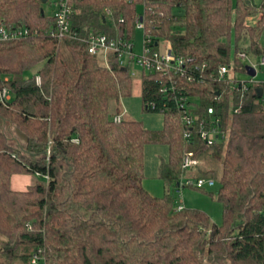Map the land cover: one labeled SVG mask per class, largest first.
I'll return each instance as SVG.
<instances>
[{
	"label": "trees",
	"instance_id": "trees-1",
	"mask_svg": "<svg viewBox=\"0 0 264 264\" xmlns=\"http://www.w3.org/2000/svg\"><path fill=\"white\" fill-rule=\"evenodd\" d=\"M48 2L0 0V23L42 28L38 36L0 42V86L12 94L0 102V264H31L38 249L46 264H264V104L251 87L242 111L230 112L231 87L217 79L237 51L264 55V2L73 0L79 35L62 40L45 32L54 24L53 15L41 16ZM257 13V26L247 24ZM137 15L144 33L192 58L196 79L179 82L196 116L215 107L224 138L212 145L200 139L156 73L142 72L141 93L147 110L164 113V127L115 119L133 91L131 68L116 54L107 66L84 39L90 32L134 39ZM235 63L244 70L245 63ZM147 144L169 147L159 167L164 196L143 184ZM185 155L199 164L183 170ZM25 174L44 181L13 188L12 176ZM184 174L219 183L222 224L177 209L170 190Z\"/></svg>",
	"mask_w": 264,
	"mask_h": 264
},
{
	"label": "built area",
	"instance_id": "built-area-1",
	"mask_svg": "<svg viewBox=\"0 0 264 264\" xmlns=\"http://www.w3.org/2000/svg\"><path fill=\"white\" fill-rule=\"evenodd\" d=\"M52 3L54 6V24L45 29V32L61 40L67 37L77 38L79 34L72 29V16L74 13L73 0H53ZM107 12L109 13V10ZM135 27L136 29L142 30L145 28L144 22L139 15H137L135 19ZM41 32L42 28L39 27H30L23 23L2 22L0 23V42L26 39L38 36ZM84 40L87 42L89 52L98 55L107 66H109L110 54H116L121 65L131 68L133 63H137L143 68V72L161 75L163 78L162 81H164L162 91H173V98H175L179 108L182 109L183 121L197 130L200 139L208 145H212L220 138H224V131L220 127L221 117L213 116V114H215L214 106H209L206 115L202 117L196 116L191 111L193 105L189 102L190 96L184 92L185 86H183L179 80L187 79L188 81H194L196 79L195 75L189 70L188 65V62L192 61V58L175 55L172 51V45L168 40L158 42L154 40L152 35L144 33L143 50L141 53L136 52L134 39L121 36H109L104 33L90 32ZM153 43H157L158 47H154ZM236 60L245 63L244 70L237 69ZM247 64L255 69L256 74L254 76L248 73L246 69ZM263 66L264 55L257 56L246 50L237 51L230 63L220 66L217 79L228 83L232 91L230 94V112L240 113L242 111L245 94L251 87L255 91L258 87H262L260 84L264 83V80L258 79L257 76ZM197 69L202 68L197 66ZM241 71L247 73L249 79H241L237 75V73ZM131 72L134 76L132 69ZM5 81H8L7 77ZM36 82L37 84H41L40 76L36 77ZM234 91H238L236 103H234V96L236 94ZM11 98L12 94L8 87L0 86V102L6 104ZM215 98L220 100L221 94L218 93ZM260 99H262L261 101L264 104V89ZM152 107L155 108L154 103H152ZM123 116L124 113H121L117 115L115 119L120 121ZM184 135L187 138L190 136V133L186 131ZM199 162V159L193 158L191 155H185L182 168L185 171H189L198 165ZM45 177L48 178L47 175ZM215 183V179L211 177L195 178L184 174L180 178L178 188L179 190L187 186L201 188L205 186H214ZM184 208V203L179 202L177 209L182 210ZM31 264H46L41 249L33 253Z\"/></svg>",
	"mask_w": 264,
	"mask_h": 264
},
{
	"label": "rangeland",
	"instance_id": "rangeland-1",
	"mask_svg": "<svg viewBox=\"0 0 264 264\" xmlns=\"http://www.w3.org/2000/svg\"><path fill=\"white\" fill-rule=\"evenodd\" d=\"M53 0L45 5L47 16L53 15L54 6ZM233 5L237 4V0H232ZM254 3L260 5L264 0H253ZM139 11H143V6H139ZM260 14H254L247 18V24L257 26ZM135 50L141 53L143 50L144 31L137 29L135 32ZM235 46L234 38L232 39ZM260 44L264 47V32L260 39ZM233 46V47H234ZM162 47V46H161ZM259 58V57H258ZM131 69L134 72L133 76V91L131 95L121 99V112L125 111L126 116L143 122L144 126L151 130H160L164 127L165 115L161 111H149L144 107L141 91V75L143 68L133 63ZM237 75L241 79H249V76L244 71L238 72ZM258 79L264 80V66L260 70ZM116 109L114 101L110 104L111 112ZM125 115V114H124ZM169 158V147L166 144H147L144 149V167L145 178L143 184L145 188L154 196H164L167 193V187L164 181L159 176V167L163 160ZM36 181H44L41 176L34 175H14L12 176V187L16 189H26L30 184ZM219 183L214 186H205L203 189L187 186L179 188H171L170 194L175 198L177 204L182 202L190 210H197L209 215L211 220L216 224L223 222V205L218 199Z\"/></svg>",
	"mask_w": 264,
	"mask_h": 264
},
{
	"label": "water",
	"instance_id": "water-1",
	"mask_svg": "<svg viewBox=\"0 0 264 264\" xmlns=\"http://www.w3.org/2000/svg\"><path fill=\"white\" fill-rule=\"evenodd\" d=\"M47 1L48 0H43V3H46ZM44 15H45V9H44V7H41V16H44ZM246 69H247V71H248V73L250 75L254 76L256 74L255 69L251 65L247 64L246 65ZM256 91H257L258 96H261L262 92H263V88L262 87H258L256 89Z\"/></svg>",
	"mask_w": 264,
	"mask_h": 264
},
{
	"label": "crops",
	"instance_id": "crops-1",
	"mask_svg": "<svg viewBox=\"0 0 264 264\" xmlns=\"http://www.w3.org/2000/svg\"><path fill=\"white\" fill-rule=\"evenodd\" d=\"M123 113L125 114V116L127 115L126 113H125V111H123ZM185 205V204H184Z\"/></svg>",
	"mask_w": 264,
	"mask_h": 264
}]
</instances>
